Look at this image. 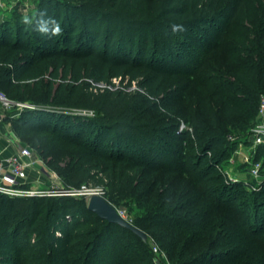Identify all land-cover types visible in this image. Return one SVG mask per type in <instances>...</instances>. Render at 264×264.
<instances>
[{"label": "trees", "instance_id": "16d2710c", "mask_svg": "<svg viewBox=\"0 0 264 264\" xmlns=\"http://www.w3.org/2000/svg\"><path fill=\"white\" fill-rule=\"evenodd\" d=\"M236 1L40 0L34 29L41 19L50 29L55 21L61 39L74 42L48 55L24 40L21 21L13 30L0 17V87L20 83L8 92L25 94L24 81L38 89L46 78L58 103L92 113L25 117L16 122L17 135L47 132L78 151L64 168L65 187L94 182L110 204L133 200L173 264H264V186L244 195L240 180L227 192L219 171L228 154L223 144L238 135L249 142L264 95V20L252 36L240 31L245 2L234 7ZM229 4L235 9L223 16ZM223 22L225 32H217L208 56L224 55L226 63L207 65L203 58L187 74L197 94L195 102L187 94V115H180L177 99L163 88L177 45L185 38L202 42ZM36 33L44 44H56L57 35ZM134 81L138 89L131 88ZM100 82L110 86H92ZM169 116L187 122L179 163L162 136L180 140L185 131L179 122L164 126ZM253 159L264 165V142ZM116 230L131 234L136 245L119 252L109 237ZM147 248L128 228L89 210L85 198L0 192V264H128L136 254L131 264H152Z\"/></svg>", "mask_w": 264, "mask_h": 264}, {"label": "rangeland", "instance_id": "374dc122", "mask_svg": "<svg viewBox=\"0 0 264 264\" xmlns=\"http://www.w3.org/2000/svg\"><path fill=\"white\" fill-rule=\"evenodd\" d=\"M245 2V5L242 6L243 10L241 12V18L239 21L240 31L246 32L249 36L253 34V28L256 27V24H261L260 20H264V0H242ZM239 0L236 1L234 7L238 5ZM40 4V0H27L21 3L15 4L11 9H7L5 12L2 11L0 13V17L5 15L10 23H12V29H16L17 23L19 21L22 22L24 16H28L30 19H33L36 10ZM233 4H229L222 8V15H228L229 11L235 9L232 7ZM254 7V8H252ZM251 10H254L252 12ZM253 13V14H252ZM259 15L262 19H260ZM25 35L26 40H34L38 42L45 49V54L55 53L61 47L68 46L72 48L74 46V42H65L61 39L59 35L55 36L56 39L55 45L44 44L42 39L36 33L34 27L30 24L22 23V26L19 27ZM12 30V32H13ZM225 32L224 22L220 23L217 28L212 29L208 35H202L199 38L202 39V42L196 43L192 38H185V42L178 43V50L176 51V56L174 61H172L171 68L168 70L167 75L163 80V88L164 93L170 94L173 98H176L178 101V110L181 114L187 115V94L191 98L193 102H195L196 98V84L193 81H189L190 77H187L189 72L195 71L203 58H205L207 65H212L216 62V64L222 65L226 63V58L224 55H212L211 51H215L212 47H210V43L216 39L217 32ZM205 36L207 38H205ZM183 40V41H184ZM210 49H212L210 51ZM43 51V50H42ZM52 63H56V60L52 61ZM141 81V80H139ZM111 83L115 86H120L122 83L120 82V78H112ZM126 83V80L123 84ZM20 83H15L12 81H7L2 84L0 87V91L5 93L6 97L12 101L10 107L5 111H1L0 116L2 117V130L0 131V144L3 148L0 149L1 155H9L15 151H18L20 148L26 147L31 151V155L33 160H36V165L33 169H29L27 171V177L23 180H18V189L21 190H29L35 191L38 195L33 196H51V197H63V196H71L76 198H85L88 203V194L84 192L75 191L77 188L70 186L65 187L64 185V168L71 164L74 160H76L79 152L73 150L71 148L66 147L63 141L57 140L54 138L52 134L47 132L37 134L36 132H32L25 136H18L16 133L17 121L23 118H27L30 116H40L42 113L50 112L52 114L55 113H66L76 116L83 117H91L92 113L87 111H80L68 108L65 105H62L54 99V89L50 88L46 78L43 79L41 87L36 89L34 84L30 81H24L21 85H23L25 89V94H20V92L10 95L9 90L13 88L14 85H18ZM188 85V89H187ZM93 87H109V84L106 83H93ZM132 89H138L139 85L137 81H134L132 84ZM192 102V103H193ZM56 115V114H55ZM177 122H179V130L185 131L182 138L180 140L173 139L168 136V134L163 135L162 137L167 140L168 144V154L176 163H179L182 156L183 151H186L184 148L185 141H187V122H181L176 117H164L163 123L164 126H173ZM245 136L238 135L236 139H232L230 143L223 144V147H227L228 154L224 160H222L220 164V170L225 178L223 182L226 184L227 181V192L228 190H233L232 184L239 183V181H243V188L245 192H250L253 190V186L257 188H261L264 186V182L256 185V181L252 180L248 174L249 164L246 161V156L249 154L250 149V139L249 142H244ZM218 145V144H217ZM5 147V148H4ZM5 149V152L3 151ZM194 155V154H192ZM186 163L189 164L192 161V157L186 156ZM236 179H239L236 180ZM2 184H6L9 186L13 185V180L9 177H5L1 179ZM244 181L249 182L250 184L245 185ZM86 188L90 190H100L102 189L101 185L94 184V182L84 183ZM238 187V186H236ZM238 192L243 191L240 187H238ZM2 193L4 190H0ZM234 191V190H233ZM241 196V193H239ZM245 197H242L244 199ZM112 206L117 210L118 214L129 223L131 226L143 231L146 234V240H143L140 236H138L132 229L128 228L132 233L140 237L147 244V250L150 254L152 264H162V255H165L168 259V255L163 245L159 242V237L157 234H154L152 230L148 229L149 225L146 222H143L141 219L144 217L143 209L138 207V205L133 203V200L130 198L127 200H122L118 202H112ZM247 209H250V206L247 205ZM250 212V211H249ZM144 219V218H143ZM111 240L113 243H118L120 245L119 252L124 253L126 249L124 245H130V247L136 245L135 243H130L131 234L121 230L114 231L110 234ZM158 248V253L154 252L153 247ZM143 249L140 246H137V250L135 252L141 253ZM137 254L133 255L131 258L127 259V263L131 264L137 260ZM153 259V260H152ZM170 260V259H169ZM146 261H149L148 259ZM173 264V262L170 260Z\"/></svg>", "mask_w": 264, "mask_h": 264}, {"label": "built area", "instance_id": "2783aa9c", "mask_svg": "<svg viewBox=\"0 0 264 264\" xmlns=\"http://www.w3.org/2000/svg\"><path fill=\"white\" fill-rule=\"evenodd\" d=\"M27 0H0V11H6L7 9H11L15 6V4L21 3ZM12 101L6 97L4 93L0 91V109L1 111H5L10 107ZM2 130V117L0 116V131ZM250 149L249 154L246 156V161L249 164L248 174L252 180L256 181V185H259L264 182V165L262 160H254L253 154L255 152V148L257 145L264 142V95L259 97L258 102V110H257V123L252 128V132L250 134ZM36 160H33L31 151L29 148L23 147L16 151L14 154L10 156H1L0 155V190H4L3 193L9 195H38L35 191L29 190H21L18 189V180H23L27 177V171L29 169H33L36 165ZM5 177H9L13 180V185L9 186L6 184H2L1 179ZM239 181V179H236ZM243 182V181H242ZM245 185L250 184L247 181H244ZM252 188H257L253 186ZM75 191L84 192L88 194V196L96 193L102 195V189L100 190H90L85 187V185H81L80 188H77ZM2 192V191H0ZM42 196V194H41ZM154 252H159L158 248L153 247ZM159 254V253H158ZM162 264H172L170 260L162 255Z\"/></svg>", "mask_w": 264, "mask_h": 264}, {"label": "water", "instance_id": "95a60500", "mask_svg": "<svg viewBox=\"0 0 264 264\" xmlns=\"http://www.w3.org/2000/svg\"><path fill=\"white\" fill-rule=\"evenodd\" d=\"M87 207L99 217L106 219L109 222L128 227L143 240H146V234L123 220V218L118 214L117 210L109 202H107L102 195L96 193L90 195L88 198Z\"/></svg>", "mask_w": 264, "mask_h": 264}, {"label": "clouds", "instance_id": "9594fccd", "mask_svg": "<svg viewBox=\"0 0 264 264\" xmlns=\"http://www.w3.org/2000/svg\"><path fill=\"white\" fill-rule=\"evenodd\" d=\"M32 22V19H30L28 16H24L22 19V23L24 24L30 25L32 24ZM51 24L53 26L50 29L49 21L41 19L40 22L37 24L36 30L39 31L41 34H48L49 32H51L52 35H59L61 32L59 24H57L55 21H51Z\"/></svg>", "mask_w": 264, "mask_h": 264}, {"label": "crops", "instance_id": "0c3cea01", "mask_svg": "<svg viewBox=\"0 0 264 264\" xmlns=\"http://www.w3.org/2000/svg\"><path fill=\"white\" fill-rule=\"evenodd\" d=\"M1 148H3V146H1V144H0V149ZM5 148V147H4ZM3 151L5 152V149H3ZM16 152V151H15ZM15 152H13V153H11V154H9V155H7V156H10V155H12V154H14ZM0 155H1V153H0ZM1 156H4L5 157V155H1Z\"/></svg>", "mask_w": 264, "mask_h": 264}]
</instances>
